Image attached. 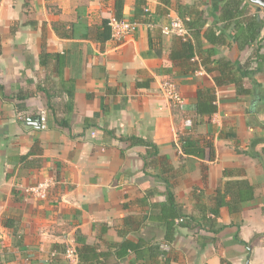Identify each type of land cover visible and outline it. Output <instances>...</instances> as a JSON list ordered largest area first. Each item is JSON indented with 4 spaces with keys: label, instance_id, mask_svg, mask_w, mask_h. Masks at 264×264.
<instances>
[{
    "label": "crops",
    "instance_id": "obj_1",
    "mask_svg": "<svg viewBox=\"0 0 264 264\" xmlns=\"http://www.w3.org/2000/svg\"><path fill=\"white\" fill-rule=\"evenodd\" d=\"M114 2L0 0V264H73L69 248L74 264H264V26L246 49L229 39L230 29V46L202 40L216 51L213 60L257 69L259 86L246 80L251 92L238 96L202 65L191 73L172 61L176 35L161 32L173 21L184 25L182 8L204 11L203 35L221 31L213 0H124V21L140 24L125 39L104 25ZM244 4L264 23L263 8ZM202 51L193 62L206 58ZM167 82L183 105L162 95ZM207 87L216 89L218 110L199 118L198 92ZM131 137L154 143L172 169L146 166L148 149ZM181 137L205 156L184 154ZM243 180L253 198L234 212L221 208L214 229L204 227L217 190ZM45 181L52 183L45 201L25 196ZM168 188L201 225L176 220L172 242L154 255L172 221ZM78 240L93 249L82 261Z\"/></svg>",
    "mask_w": 264,
    "mask_h": 264
},
{
    "label": "trees",
    "instance_id": "obj_2",
    "mask_svg": "<svg viewBox=\"0 0 264 264\" xmlns=\"http://www.w3.org/2000/svg\"><path fill=\"white\" fill-rule=\"evenodd\" d=\"M114 1L115 11L113 18L118 21H124V0ZM163 1H165L167 4H170V0ZM213 9L221 10L220 16L216 17L215 14L213 15L217 21L225 23L226 26L221 31L217 29L215 30L213 28L210 31H207L204 35L202 30L207 23L206 18L204 17V11L189 9L188 12H185L184 8H182V11H179V17L182 19L184 25L190 33L189 36L186 37H174L170 58L172 61L179 63V66L186 67L191 73H195L200 70V65H202L208 73L215 74L214 81L217 87L233 85L236 88L238 96L250 94L251 90H248L245 87V82L246 80H249L253 84L254 89L259 86L254 80L257 69L251 70L250 65H241L239 62H232L227 58L213 60L212 58L216 55V51L214 49H205L203 47L202 40L205 38L208 43H211L212 46L214 45L213 48L218 46H230V43L227 42L225 36L227 30L230 29L232 33L227 35L229 39L236 43L240 49H246L255 42L259 43L258 41L260 31L264 26V23L261 22L257 16H248V9L247 5L244 4V0H213ZM145 22L148 21L146 20ZM104 25L106 28L111 30L110 21L105 22ZM202 49L206 52V58L202 60L201 63L193 62L197 55L203 53ZM261 49V45L257 46V63L261 58L259 54ZM216 102L217 94L215 88L207 87L199 90L198 102L195 107L197 116L199 118H204L205 116H212L215 114L218 110ZM129 140L134 146H144L148 149V153L144 158L146 166L150 168H157V166L161 165L162 169L159 171L161 174L168 173L172 169L168 166V162H166L164 157L160 156L159 148L154 143L137 137H131ZM180 140L184 154L195 155L199 156L200 158L205 156L203 149L197 147V144L194 141H191L186 137H181ZM229 173L230 171L224 172V176L228 175ZM227 195H231L232 197L234 196L239 200L227 201ZM252 198L253 187H251L246 180L236 182L235 184H232V186H228L224 191L220 187L217 190V195L214 199V205L210 208V213L214 216V219H205V216L202 218V225L204 227L210 225L213 230L219 221L221 208L228 207L230 212H234L241 203L251 200ZM167 199V205L165 206H167L170 211L169 213H166L165 217L172 218V221L168 224L169 227L165 241L159 246L152 247V249L156 250H153L154 255L162 256L163 252H165V249L168 248L169 242H172L174 238L176 220H180V226L182 227H196L197 225H201L195 218L184 215L182 210L175 202L174 193L170 191L169 188L167 190ZM78 242L80 247L78 248L77 253L79 260L82 261V259L89 258L88 256H86L87 258H84V253L89 254L93 251V249L79 240ZM125 245L126 249L136 250L135 246L131 243L123 244V246ZM96 256L97 255H95V257Z\"/></svg>",
    "mask_w": 264,
    "mask_h": 264
},
{
    "label": "built area",
    "instance_id": "obj_3",
    "mask_svg": "<svg viewBox=\"0 0 264 264\" xmlns=\"http://www.w3.org/2000/svg\"><path fill=\"white\" fill-rule=\"evenodd\" d=\"M148 13L149 10H146ZM110 27L112 30V37L114 39H125L128 36L135 35L139 30L140 24L136 22L118 21L116 19L110 20ZM162 33L164 35H176L180 37H186L188 30L181 23V21H173L171 24L162 27ZM162 95L167 98L176 106L184 104V100L181 94L178 92L177 87L173 83H165L161 88ZM52 186L51 182H39L34 186H31L24 190L25 196L29 199H38L45 201L48 198L49 189ZM66 257L73 262L76 261V252L73 248H69L66 251Z\"/></svg>",
    "mask_w": 264,
    "mask_h": 264
},
{
    "label": "water",
    "instance_id": "obj_4",
    "mask_svg": "<svg viewBox=\"0 0 264 264\" xmlns=\"http://www.w3.org/2000/svg\"><path fill=\"white\" fill-rule=\"evenodd\" d=\"M250 1L264 9V0H250Z\"/></svg>",
    "mask_w": 264,
    "mask_h": 264
},
{
    "label": "rangeland",
    "instance_id": "obj_5",
    "mask_svg": "<svg viewBox=\"0 0 264 264\" xmlns=\"http://www.w3.org/2000/svg\"><path fill=\"white\" fill-rule=\"evenodd\" d=\"M262 15H263V17H264V12H262Z\"/></svg>",
    "mask_w": 264,
    "mask_h": 264
}]
</instances>
